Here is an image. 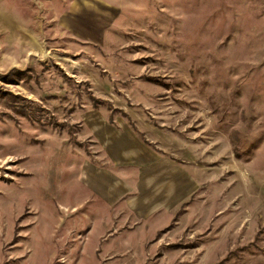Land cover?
Listing matches in <instances>:
<instances>
[{"label": "rangeland", "instance_id": "1", "mask_svg": "<svg viewBox=\"0 0 264 264\" xmlns=\"http://www.w3.org/2000/svg\"><path fill=\"white\" fill-rule=\"evenodd\" d=\"M0 264H264V0H0Z\"/></svg>", "mask_w": 264, "mask_h": 264}]
</instances>
